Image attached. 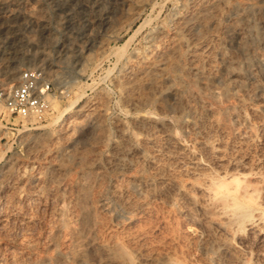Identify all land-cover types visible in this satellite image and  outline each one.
Returning <instances> with one entry per match:
<instances>
[{"label": "rangeland", "instance_id": "rangeland-1", "mask_svg": "<svg viewBox=\"0 0 264 264\" xmlns=\"http://www.w3.org/2000/svg\"><path fill=\"white\" fill-rule=\"evenodd\" d=\"M190 1L0 0V90L16 85L23 71L40 69L57 91L43 119L0 108V264H163L167 258L177 264L214 263L189 233L190 225L202 220L196 203L183 195L171 201L162 193L164 184L156 183L141 197H127L132 211L114 197L115 186L127 177L110 165L117 124L130 119L120 83L139 72L127 66V58L153 49L156 57L165 56L174 43L176 17L197 7ZM235 1L221 4V26L233 22L224 12ZM159 28L168 33L161 43L149 38ZM252 42L248 68L234 34L219 30L213 40L216 47L224 43L243 70L247 87L233 99V110L245 120H234L232 109L220 111L203 124L205 133L196 135L180 129L178 115L162 113L161 102L142 109L168 118L190 153L200 155L207 141L222 149L232 168L244 164L264 175V90L256 93L259 84L264 87V36ZM182 65L188 74L190 60ZM222 66L217 58L213 67L220 76ZM214 84L222 85V76ZM239 132L246 139H239ZM149 155L150 146L140 167L152 177ZM87 238L94 242L84 246ZM250 247L248 264H264V233L252 237ZM78 249L84 254L79 258Z\"/></svg>", "mask_w": 264, "mask_h": 264}, {"label": "bare ground", "instance_id": "bare-ground-1", "mask_svg": "<svg viewBox=\"0 0 264 264\" xmlns=\"http://www.w3.org/2000/svg\"><path fill=\"white\" fill-rule=\"evenodd\" d=\"M190 3L192 6L196 3L197 7L191 14L187 12L175 16L177 25L174 43L165 56L156 57L154 49L128 54L127 66L137 68L139 72L131 75L124 84L120 83L124 86L123 104L130 119L129 123L123 119L117 124V138L113 144L115 152L110 165L116 173L127 178L124 185L115 186L114 197L124 203L126 208L131 206L132 210L131 201L127 199L129 195L141 197L154 184L162 183V193L167 194L171 201L183 195L198 205L202 220L190 225L188 229L197 239V249L203 256H211V259L214 256L213 264H248V256L252 254V237L264 233L263 173L258 169L247 171L244 164L232 168L222 158V149L207 141L200 147V155L190 153L174 132L168 118H161L148 110L146 112L142 106L152 101L161 102L159 109L162 113L178 115L180 129L196 135L204 134L203 124L206 120H212L220 111L230 114L236 108L233 99L245 90L247 82L241 76L242 68L229 56L224 43L216 47L213 40L219 30L234 34L242 48L244 63L249 68L254 58L251 54L252 41L264 36V0H236L228 4L224 15L233 19V22L225 26H221L219 9L221 4L229 3L228 0H191ZM181 5L185 3L181 2ZM167 36L163 28L149 33L150 39L160 43ZM217 58L223 61V84L220 86L214 84L221 77L217 68L213 67ZM183 59L190 60L188 74L184 72ZM134 87H144L148 93L144 90L145 93L134 94L131 91ZM256 90L257 94L262 93L264 87L259 84ZM168 95L173 96L172 101L165 98ZM191 99L195 103H191L194 101L190 102ZM233 112L231 116L237 122L238 118L246 119L244 114ZM129 124L133 126L132 131ZM99 125L97 128L101 130L102 126ZM244 134L239 132V139H246ZM149 146L147 162L155 168L152 177L146 176L140 167L145 149ZM136 167V171L131 174V170ZM183 180H187L189 186H185ZM143 203L141 201L139 206L145 205ZM64 209L63 206L59 207L61 213ZM92 242V238H87L83 244L90 245ZM75 255L78 257L84 254L78 249ZM163 264L177 263L167 258Z\"/></svg>", "mask_w": 264, "mask_h": 264}, {"label": "built area", "instance_id": "built-area-1", "mask_svg": "<svg viewBox=\"0 0 264 264\" xmlns=\"http://www.w3.org/2000/svg\"><path fill=\"white\" fill-rule=\"evenodd\" d=\"M56 94L54 84L43 70L29 69L22 72L16 85L0 90V108L23 118L43 119Z\"/></svg>", "mask_w": 264, "mask_h": 264}]
</instances>
